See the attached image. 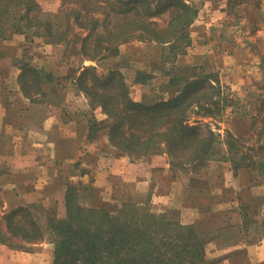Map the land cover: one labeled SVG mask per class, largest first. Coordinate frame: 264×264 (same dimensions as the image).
Listing matches in <instances>:
<instances>
[{"label":"trees","instance_id":"16d2710c","mask_svg":"<svg viewBox=\"0 0 264 264\" xmlns=\"http://www.w3.org/2000/svg\"><path fill=\"white\" fill-rule=\"evenodd\" d=\"M63 1L51 11L37 0H0V37L10 28L35 30L45 42L78 45L80 55L92 60L119 56V46L134 39L160 47L163 60L171 51L175 60L190 43L189 26L197 13V6L185 0ZM24 62L18 90L32 98L40 92L42 69ZM170 71L166 91L171 94L152 101L132 95L134 84L151 83L150 68L128 75L121 64L103 73L86 65L74 76L89 105L108 117L109 144L131 160L165 153L172 167H180L217 152L219 135L189 116L194 105L218 104L219 81L212 73L180 74L174 65ZM78 192L68 183L63 214L48 216L44 226L25 204L0 212V244L23 248L48 236L51 264H200L204 259V237L193 223L173 221L145 203L123 201L113 210L87 206Z\"/></svg>","mask_w":264,"mask_h":264},{"label":"rangeland","instance_id":"374dc122","mask_svg":"<svg viewBox=\"0 0 264 264\" xmlns=\"http://www.w3.org/2000/svg\"><path fill=\"white\" fill-rule=\"evenodd\" d=\"M37 2L43 9L56 11L64 1ZM24 31L10 28L0 37V70L11 79L7 88L18 89L17 77L26 63L24 61L42 57L41 61L46 62L43 68L35 65L42 69L40 92L27 98L30 100L49 101L78 90L74 76L86 65H95L103 73L121 64L128 75H132L136 68L152 69L154 74L148 86H132L133 98L146 101L171 94L166 91V81L177 58L180 63L177 62L176 68L180 74L212 73L211 77L218 80L217 73L205 70L203 65L185 64V51L181 56V53L178 54L175 60L171 59L175 55L170 51L169 59L163 60L160 47L132 39L119 46V56L92 60L83 58L74 43L57 45L61 43L46 42L48 45L41 48V45L35 44H39L42 37L35 30ZM79 33L82 35L83 32L79 30L77 35ZM47 73H50L49 79L45 77ZM219 86L221 100L218 104L214 106L207 102L194 105L189 116L192 123L205 124L203 128L209 127L219 135L217 152L212 158L180 167H172L165 153L131 160L109 144L105 132L108 117L100 107H91L86 98V105L80 104V113L75 115L87 120L81 136L78 134V140L83 142V145L80 144L83 152L88 149L84 162L64 169L60 178L48 188V194L34 193L21 201L10 202L6 208L1 205L0 187V212L25 204L32 207L43 225L48 216L63 214V198L69 183L78 187V199L87 206L113 210L123 201L145 203L150 211L165 213L173 221L193 223L205 241L204 259L200 264H252L246 246L259 241L247 243L245 233L252 222H264V100L255 101V104L250 102L258 108V112L251 120L252 130L248 134L231 131L227 123L225 127L222 125L229 117L230 99L226 96L225 87ZM77 121L84 122V118ZM94 121L97 125L93 126ZM11 248L29 252V259H18V264L52 262L53 243L48 236L23 248Z\"/></svg>","mask_w":264,"mask_h":264},{"label":"crops","instance_id":"0c3cea01","mask_svg":"<svg viewBox=\"0 0 264 264\" xmlns=\"http://www.w3.org/2000/svg\"><path fill=\"white\" fill-rule=\"evenodd\" d=\"M185 1L196 5L197 13L189 26L190 46L184 52V62L217 73L231 103L227 122L222 125L227 123L231 131L248 134L258 112L250 102L264 100V0ZM39 42L35 45L41 48L48 45ZM41 60L32 58L29 62L43 68L46 62ZM10 81L0 70V187L4 208L34 193L48 194L64 169L76 167L88 155L78 140L87 120L81 116L84 122L77 121L82 118L75 116L80 113L78 106L86 105L82 92L73 90L49 101L30 100L18 89L7 88ZM86 146L90 148L88 143ZM246 230L247 243L259 241L246 246L251 263L264 264V222H252ZM0 250V264L29 259L25 250L4 244Z\"/></svg>","mask_w":264,"mask_h":264}]
</instances>
